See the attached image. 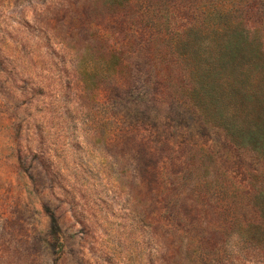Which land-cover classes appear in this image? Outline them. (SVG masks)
<instances>
[{
  "label": "rangeland",
  "instance_id": "1",
  "mask_svg": "<svg viewBox=\"0 0 264 264\" xmlns=\"http://www.w3.org/2000/svg\"><path fill=\"white\" fill-rule=\"evenodd\" d=\"M236 35L264 64V0H0V264H264Z\"/></svg>",
  "mask_w": 264,
  "mask_h": 264
},
{
  "label": "trees",
  "instance_id": "2",
  "mask_svg": "<svg viewBox=\"0 0 264 264\" xmlns=\"http://www.w3.org/2000/svg\"><path fill=\"white\" fill-rule=\"evenodd\" d=\"M226 12L229 13L230 9L227 8ZM242 23L253 32L256 31L252 19H245ZM237 25L232 24V28H236ZM244 37V35L231 37L226 49L221 51V79L223 84L229 85L221 91V110L223 114H233V118L239 117L240 121L241 118L246 120L241 121V125H236L233 120L224 117L226 124L223 125L227 131L225 134L230 136L231 143L250 145L252 149H257V145L264 140L261 135L264 131V64L252 60L253 55H249L246 43L254 39L247 36L246 43H243ZM231 80L232 84H230ZM234 86L237 90L235 94L231 93V89H226ZM191 108L196 110L194 106ZM232 108L236 110L235 114ZM228 114L226 116H229ZM230 128L237 129L234 138L230 135ZM243 177V181L238 183L235 191L237 195L242 194L245 206L254 208L252 216L245 224L247 229L245 232L250 236L247 242L264 246V175H243Z\"/></svg>",
  "mask_w": 264,
  "mask_h": 264
}]
</instances>
